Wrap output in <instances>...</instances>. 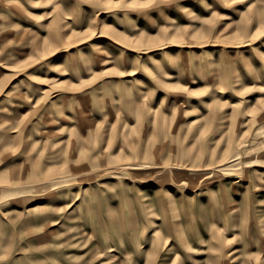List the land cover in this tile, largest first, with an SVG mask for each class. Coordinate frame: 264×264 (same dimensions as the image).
Segmentation results:
<instances>
[{
    "label": "rangeland",
    "instance_id": "374dc122",
    "mask_svg": "<svg viewBox=\"0 0 264 264\" xmlns=\"http://www.w3.org/2000/svg\"><path fill=\"white\" fill-rule=\"evenodd\" d=\"M0 264H264V0H0Z\"/></svg>",
    "mask_w": 264,
    "mask_h": 264
},
{
    "label": "bare ground",
    "instance_id": "6f19581e",
    "mask_svg": "<svg viewBox=\"0 0 264 264\" xmlns=\"http://www.w3.org/2000/svg\"><path fill=\"white\" fill-rule=\"evenodd\" d=\"M133 167V170H138V166H132Z\"/></svg>",
    "mask_w": 264,
    "mask_h": 264
}]
</instances>
